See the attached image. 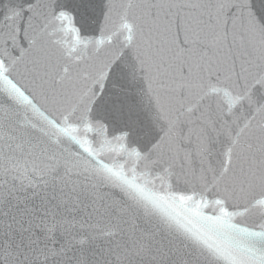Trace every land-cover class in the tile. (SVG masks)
Wrapping results in <instances>:
<instances>
[{"label":"snow or ice","instance_id":"1","mask_svg":"<svg viewBox=\"0 0 264 264\" xmlns=\"http://www.w3.org/2000/svg\"><path fill=\"white\" fill-rule=\"evenodd\" d=\"M0 264H264V0L0 5Z\"/></svg>","mask_w":264,"mask_h":264},{"label":"water","instance_id":"2","mask_svg":"<svg viewBox=\"0 0 264 264\" xmlns=\"http://www.w3.org/2000/svg\"><path fill=\"white\" fill-rule=\"evenodd\" d=\"M7 3V0H0V5Z\"/></svg>","mask_w":264,"mask_h":264}]
</instances>
